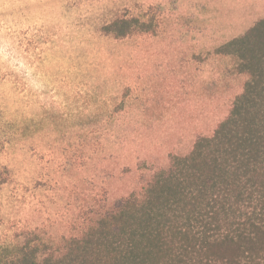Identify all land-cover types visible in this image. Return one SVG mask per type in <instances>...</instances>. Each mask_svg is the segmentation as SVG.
<instances>
[{"label": "rangeland", "instance_id": "374dc122", "mask_svg": "<svg viewBox=\"0 0 264 264\" xmlns=\"http://www.w3.org/2000/svg\"><path fill=\"white\" fill-rule=\"evenodd\" d=\"M150 6L156 35L102 32ZM260 19L264 0H0V237L75 234L211 135L247 77L216 52Z\"/></svg>", "mask_w": 264, "mask_h": 264}, {"label": "trees", "instance_id": "16d2710c", "mask_svg": "<svg viewBox=\"0 0 264 264\" xmlns=\"http://www.w3.org/2000/svg\"><path fill=\"white\" fill-rule=\"evenodd\" d=\"M161 22L157 7L125 10L102 32L154 36ZM216 53L235 56L247 77L211 135L138 192L82 216L75 234L1 236L0 264H264V19Z\"/></svg>", "mask_w": 264, "mask_h": 264}]
</instances>
